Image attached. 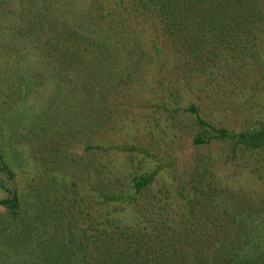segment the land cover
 I'll list each match as a JSON object with an SVG mask.
<instances>
[{
	"label": "trees",
	"instance_id": "trees-1",
	"mask_svg": "<svg viewBox=\"0 0 264 264\" xmlns=\"http://www.w3.org/2000/svg\"><path fill=\"white\" fill-rule=\"evenodd\" d=\"M4 1L0 137L12 147L0 146L8 213L0 264H264V197L217 180L215 158L196 157L183 180L170 174L165 196V184L149 192L157 168L111 163L108 150L136 145L103 142L119 125L114 100L148 83V65L161 58L178 90L188 86L215 104L261 99L256 124L238 129L215 125L192 102L183 108L195 117L193 144L222 143L234 167L257 159L264 0ZM77 140L89 153L84 161L70 152ZM22 142L34 168L20 184L11 166L13 143ZM252 165L253 173L264 168Z\"/></svg>",
	"mask_w": 264,
	"mask_h": 264
},
{
	"label": "rangeland",
	"instance_id": "rangeland-1",
	"mask_svg": "<svg viewBox=\"0 0 264 264\" xmlns=\"http://www.w3.org/2000/svg\"><path fill=\"white\" fill-rule=\"evenodd\" d=\"M7 3L9 0L2 2L3 5ZM168 66L166 61L156 58L148 65L146 71V75L149 76L148 83L142 86L135 85L136 89L130 94L114 100L112 108L115 109L114 118L119 125L115 126L116 129L109 136L110 140L103 142L105 144L107 141L117 144L130 143L139 149L132 152L110 149L108 155L111 163L120 170H127L128 167L136 171L157 168L149 192L164 189L165 184V196H169L173 179H185V174L193 168L196 157L206 155L211 160L215 158L213 164L209 165V169L214 171L217 180H225L229 185L241 184L244 189L254 190L264 197V177H258V175H264V168L257 165L258 168L254 170V173L248 170V166H253L254 163H264V152L254 153L258 158H251L250 162H252L244 167H234L236 163L232 161L224 162L222 143L217 141L208 144L192 143L191 137L196 130L195 117L191 112L183 109L189 102H192L198 107L200 113L215 125H226L238 129L253 127L256 124L259 115H255L253 110L259 106L261 101L258 102V99H261H243L242 102L237 103L234 102L233 97H230V101L226 104L221 103V99L215 97L218 100H216V105L208 99V96L200 94L199 97L194 89L188 86L178 90L175 83L167 79L168 72H170ZM0 140L2 142L1 137ZM82 144V141L77 140L70 146L74 159L79 161H84L89 155L83 150ZM13 145L17 156L12 161L16 162V165L11 166V169L15 179L22 184L24 178L29 179V171L34 168L27 151L29 145L27 142L13 143ZM0 146L9 152L12 143L10 146L2 142ZM102 158L106 159L105 156ZM127 158L130 166L125 167L123 162ZM170 174H173L174 178ZM4 195L5 192L0 187V197ZM131 214L129 212L125 216ZM7 217L8 213L0 205V221H4Z\"/></svg>",
	"mask_w": 264,
	"mask_h": 264
}]
</instances>
